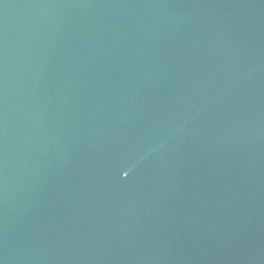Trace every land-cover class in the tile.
I'll return each instance as SVG.
<instances>
[{
  "label": "water",
  "instance_id": "1",
  "mask_svg": "<svg viewBox=\"0 0 264 264\" xmlns=\"http://www.w3.org/2000/svg\"><path fill=\"white\" fill-rule=\"evenodd\" d=\"M0 264H264V0H0Z\"/></svg>",
  "mask_w": 264,
  "mask_h": 264
}]
</instances>
